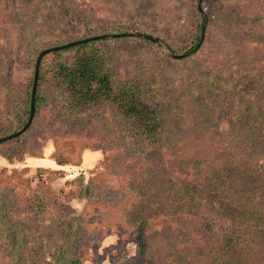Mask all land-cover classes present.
<instances>
[{"label": "rangeland", "instance_id": "1", "mask_svg": "<svg viewBox=\"0 0 264 264\" xmlns=\"http://www.w3.org/2000/svg\"><path fill=\"white\" fill-rule=\"evenodd\" d=\"M203 27L199 50L175 57ZM115 29L159 38L108 36L96 47L113 79L137 86L159 111L160 139L133 136L108 106L65 111L47 76L50 99L27 131L0 146V197L27 236L21 264L51 262L77 215L72 264H217L232 236L230 251L247 248L251 264H264V179L251 198L228 164L240 156L252 171L264 169L253 145L264 141V0H0V137L29 118L42 50ZM32 157L50 160L36 167ZM81 176L90 197L79 195ZM2 236L7 264L12 247Z\"/></svg>", "mask_w": 264, "mask_h": 264}, {"label": "trees", "instance_id": "2", "mask_svg": "<svg viewBox=\"0 0 264 264\" xmlns=\"http://www.w3.org/2000/svg\"><path fill=\"white\" fill-rule=\"evenodd\" d=\"M26 1L31 2L33 0ZM112 33H132L131 35L113 37L116 39L138 37L153 42L146 37L137 36L136 34L138 32H126L125 30L115 29ZM201 37V34L198 35L197 41L193 43L187 52L183 53L185 56L199 50L201 46ZM106 39L107 38H102L88 42H81L70 47L53 51L51 52L54 55L53 61L46 60L45 56L42 58L36 90L35 115L38 109L45 104L47 99H50L49 95L51 93L46 96L42 93L43 81L47 79L48 76L49 80L52 81L53 91H59L62 99L65 101L63 104V109L65 111L80 114L91 108L108 106L114 110L115 113L124 118L125 122L128 124V128L133 133V136L142 138L150 143H156L160 139L159 135L163 128V120L160 117V113L150 103L145 101L137 86L127 82H117L113 79L110 68L106 64L105 54L102 50L96 47L98 42L105 41ZM33 79L34 72L31 86L27 92L29 108L24 110L26 115L30 114ZM25 124L26 122L23 126ZM261 125L258 126V132L256 130H254V132H257V134H261V132L263 133L264 125H262V128ZM16 138L13 139L16 140ZM256 140H254L253 145H258L257 147H260L259 151L264 154V141L255 143ZM11 141V139L4 141L0 146ZM243 146H246V144ZM133 150L140 151L137 148H133ZM4 157L8 160H12V157L6 154H4ZM239 158L240 156L230 157L228 159V164L231 168L235 169V173L240 171L238 175L245 178L244 182L241 181L242 189L240 190L243 191V193L249 194L252 198V196L256 195V192L259 189V182L264 179L261 177L262 173H264V169L262 168L257 171H252V168L247 167L243 161L239 160ZM57 162L59 164H65V162L61 160H57ZM80 178L82 183L79 195L81 197H90L92 194L91 183H85L83 176ZM250 181L255 184L254 187L248 186ZM5 206H9L8 200L6 201L5 198L0 197V232L3 235L2 237H5L12 247L8 255L7 264H21V262L27 260L23 257V250H25L27 236L24 230L13 221ZM225 207L228 208V204ZM82 221L83 216L81 215L69 216L67 227L63 230L65 239L63 245L58 246V248L55 249L53 260L51 262L42 260L39 264L75 263L77 257V255L75 256V251L78 250L75 237L81 228ZM234 240V236L226 237L223 240L225 241V244L222 242L223 247L218 251L219 254L217 258L219 259V262H217V264H251V257L248 255L251 254L252 250L245 248L247 254L241 253L240 251L229 250L233 246H236ZM247 247L250 246L247 245Z\"/></svg>", "mask_w": 264, "mask_h": 264}, {"label": "water", "instance_id": "3", "mask_svg": "<svg viewBox=\"0 0 264 264\" xmlns=\"http://www.w3.org/2000/svg\"><path fill=\"white\" fill-rule=\"evenodd\" d=\"M201 3H202V0H199V4H201ZM199 9H201L200 5H199ZM204 30H205V27H203L202 36H203ZM131 34L132 33H112V34L94 35V36L85 37V38H82V39L74 40V41H71V42H68V43H65V44H62V45H56V46L49 47V48H46V49L42 50L40 52V54L37 56L36 65H35L34 79H33V85H32V94H31V108H30L29 118H28L26 124L21 129H19L18 131L14 132L12 134L0 137V144L2 142H4V141H7V140H10V139H13V138H16V137L20 136L26 130H28V128L32 124L33 119H34V115H35V100H36V90H37L38 78H39V69H40V64H41L42 58L46 54L51 53V52L56 51V50H59V49H63V48H66V47H70V46L76 45V44L81 43V42H88V41H91V40L107 38L108 36L119 37V36L131 35ZM136 35L137 36L146 37V38L152 40L153 42H158V38L157 37L149 35V34L137 33ZM174 56L177 57V58H181V57H184L185 54H177V55H174Z\"/></svg>", "mask_w": 264, "mask_h": 264}, {"label": "crops", "instance_id": "4", "mask_svg": "<svg viewBox=\"0 0 264 264\" xmlns=\"http://www.w3.org/2000/svg\"><path fill=\"white\" fill-rule=\"evenodd\" d=\"M48 160H50V159H47V158H44V157H32V158H30V160H29V163L30 164H32V165H35L36 167H42V166H44L45 164V162L46 161H48ZM55 163H57L58 165H60V166H64V165H62V164H59L58 162H56L55 161ZM29 164V165H30Z\"/></svg>", "mask_w": 264, "mask_h": 264}]
</instances>
